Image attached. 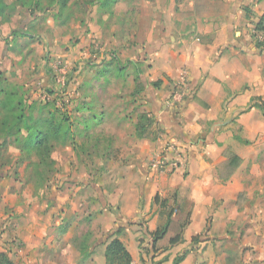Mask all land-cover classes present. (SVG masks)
Segmentation results:
<instances>
[{
  "label": "rangeland",
  "instance_id": "1",
  "mask_svg": "<svg viewBox=\"0 0 264 264\" xmlns=\"http://www.w3.org/2000/svg\"><path fill=\"white\" fill-rule=\"evenodd\" d=\"M176 1L175 16L187 23L177 25L175 34H193L197 25L189 22L198 14H230L222 0ZM193 4L196 13L189 11ZM95 5L83 6L80 0H0V88L12 86L29 102L46 104L45 113L56 109L74 134L72 140L53 144L54 166L47 170L36 168L32 157H21L13 139L0 133V253L14 264H81L75 253L103 246L97 241L107 235L103 230L108 226L111 232L123 231L115 236L119 238L146 225L144 218L121 220L111 194L116 180L127 175L123 167L131 157L125 156V149L132 140L166 135L165 119L177 96L170 93L163 104L149 98L158 81H148L151 52L143 40L147 5L118 0L111 16L105 15L109 1L103 8ZM124 9L132 14L130 27L121 17ZM254 23L251 30L260 33ZM135 27L142 33L132 37ZM262 37L258 44L264 43ZM140 115L146 117V127L139 137ZM171 135L180 146L196 142L193 136L180 138L175 129ZM169 208L175 216L157 251L169 250L168 240L180 234L186 221L185 212ZM138 236L143 243L145 235Z\"/></svg>",
  "mask_w": 264,
  "mask_h": 264
},
{
  "label": "crops",
  "instance_id": "2",
  "mask_svg": "<svg viewBox=\"0 0 264 264\" xmlns=\"http://www.w3.org/2000/svg\"><path fill=\"white\" fill-rule=\"evenodd\" d=\"M143 2L150 10L143 33L151 52L148 81H161L149 98L163 104L174 92L177 100L171 101L173 111L165 119L166 135L132 140L125 149L131 157L123 167L127 175L116 180L110 202L121 220L144 218L146 225L118 239L131 264H172L185 253L179 264H264V113L255 106L256 98L264 99V43L258 44L264 31L251 30L264 14V0H222L223 8L230 7L228 18L194 14L189 22L197 25L193 34H175L177 25L187 23L175 16L176 0ZM117 4L105 15L111 16ZM128 11L121 14L127 23ZM189 11L196 13L194 4ZM130 33L142 32L135 27ZM154 40L157 49L151 50ZM172 129L196 142L180 146ZM232 155L240 160L234 169L228 167ZM155 197L158 204H153ZM170 206L185 212L187 223L177 243L157 251L175 216ZM168 219L167 233L153 250L149 233ZM110 230L105 228L107 235L97 241L103 246L79 250L75 258L81 256V264H105L108 239H103ZM139 234L145 235L143 243Z\"/></svg>",
  "mask_w": 264,
  "mask_h": 264
},
{
  "label": "trees",
  "instance_id": "3",
  "mask_svg": "<svg viewBox=\"0 0 264 264\" xmlns=\"http://www.w3.org/2000/svg\"><path fill=\"white\" fill-rule=\"evenodd\" d=\"M37 1L40 3L41 0ZM80 1L83 6L97 4L100 8L106 7L107 1H109L108 6H112V4L117 2V0ZM257 24L264 31V14L260 17ZM160 85L161 81H158L153 84V87L158 88ZM5 87L0 88V133L13 139V143H16L18 146L17 148L21 157L27 160H30L32 157V163L36 168L53 169L54 165L50 157L53 144L55 142L65 143L74 137L68 119L60 116L61 114L57 117L58 111L56 109L49 110L45 113L44 109L47 107L46 104L39 107L36 103L29 102L23 93L19 94L16 88L12 86L8 87V85H5ZM255 101V106L264 113V99L256 98ZM37 107L39 110L36 116L35 111ZM84 109L77 108V112L83 111ZM145 122V116H138L136 130L139 137L145 130ZM239 163L240 160L232 155L228 161V167L234 169ZM156 199L157 197L154 200L156 201ZM169 223L170 221L168 219L162 227L157 228L153 233H149L153 250L155 249L157 241L166 235ZM186 223L187 220L184 222V225ZM120 232L121 230H117L108 238V244L104 253L105 264H131L132 262L131 256L123 243L115 237ZM196 239L193 238V241ZM179 240L180 235H177L171 238L169 243L175 244ZM186 255L187 253L176 256L172 264H179ZM0 264H13V262L5 253H0Z\"/></svg>",
  "mask_w": 264,
  "mask_h": 264
},
{
  "label": "water",
  "instance_id": "4",
  "mask_svg": "<svg viewBox=\"0 0 264 264\" xmlns=\"http://www.w3.org/2000/svg\"><path fill=\"white\" fill-rule=\"evenodd\" d=\"M111 234H113V232H111L107 237H105V238L103 239V241L105 242V241L109 238V236H110ZM103 241H102V242H103Z\"/></svg>",
  "mask_w": 264,
  "mask_h": 264
}]
</instances>
